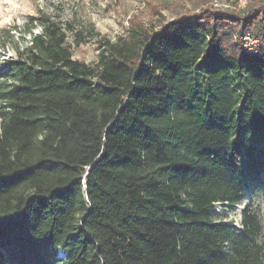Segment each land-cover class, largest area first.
<instances>
[{"label":"trees","instance_id":"1","mask_svg":"<svg viewBox=\"0 0 264 264\" xmlns=\"http://www.w3.org/2000/svg\"><path fill=\"white\" fill-rule=\"evenodd\" d=\"M212 1L89 31L93 64L30 18L0 60V264H264L256 214L215 212L264 172V0Z\"/></svg>","mask_w":264,"mask_h":264},{"label":"rangeland","instance_id":"2","mask_svg":"<svg viewBox=\"0 0 264 264\" xmlns=\"http://www.w3.org/2000/svg\"><path fill=\"white\" fill-rule=\"evenodd\" d=\"M223 1L228 0H216L219 3ZM165 2L174 4H169V8L161 6H165ZM155 5L170 19L175 16L173 8L178 7L176 9L180 8V11L183 5L195 8L197 0H0V60L16 56V47L22 49L30 38V18L46 14L63 22H71L73 30H67V41L73 46L74 57L93 64L98 59L100 48L96 42L98 38L91 39L89 31L99 33V38L115 40L125 33L132 19L144 22L156 20ZM39 30L38 26L33 28L34 33ZM80 30L84 31L82 38L85 40L76 46L74 35ZM245 208L260 219L263 231L259 240L264 241V172L249 181L246 193L238 204L231 208L224 203L215 204L217 218L231 221L239 228Z\"/></svg>","mask_w":264,"mask_h":264},{"label":"built area","instance_id":"3","mask_svg":"<svg viewBox=\"0 0 264 264\" xmlns=\"http://www.w3.org/2000/svg\"><path fill=\"white\" fill-rule=\"evenodd\" d=\"M232 1V0H231ZM234 1V0H233ZM249 0H236L234 4H232L230 1H226V2H213V5L215 7H223V8H234L236 10H240L243 9ZM244 45L246 47H248L249 50L253 51V52H260L264 50V44L260 43L257 39L251 38L250 35H247L244 38ZM61 256H64V252L60 251Z\"/></svg>","mask_w":264,"mask_h":264},{"label":"bare ground","instance_id":"4","mask_svg":"<svg viewBox=\"0 0 264 264\" xmlns=\"http://www.w3.org/2000/svg\"><path fill=\"white\" fill-rule=\"evenodd\" d=\"M238 206H240V204Z\"/></svg>","mask_w":264,"mask_h":264}]
</instances>
